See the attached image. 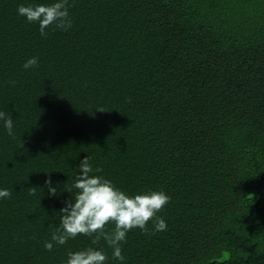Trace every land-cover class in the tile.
Masks as SVG:
<instances>
[{
  "label": "trees",
  "instance_id": "1",
  "mask_svg": "<svg viewBox=\"0 0 264 264\" xmlns=\"http://www.w3.org/2000/svg\"><path fill=\"white\" fill-rule=\"evenodd\" d=\"M0 0V264H264V0H66L40 35ZM31 57L37 64L25 69ZM129 195L164 191L123 260L51 240L80 160ZM46 177L56 194L49 195ZM111 230L113 225L105 226Z\"/></svg>",
  "mask_w": 264,
  "mask_h": 264
},
{
  "label": "clouds",
  "instance_id": "2",
  "mask_svg": "<svg viewBox=\"0 0 264 264\" xmlns=\"http://www.w3.org/2000/svg\"><path fill=\"white\" fill-rule=\"evenodd\" d=\"M17 15L26 21L35 23L41 36L50 25L67 30L71 21L68 20L66 0H53L52 3L20 4ZM37 58L31 57L23 64L28 69L37 64ZM3 128L9 136L13 135V120L0 112ZM77 174L73 188L78 191L63 202L59 209L60 223L52 234L51 240L44 243V248L51 250L53 242L63 245L66 240L77 235L92 237V244L103 239L112 249V257L122 261L121 243L127 232L132 228L143 230L146 223L155 217L153 231L166 228L164 220L156 217V213L166 205L170 197L164 191H145L129 195L117 188L113 182L94 173L89 157H83L77 165ZM53 181L46 177L44 184L48 186L49 195L56 194ZM7 189H0V198L9 197ZM112 229L106 230V225ZM107 257L99 247H87L78 251H69L64 264H106Z\"/></svg>",
  "mask_w": 264,
  "mask_h": 264
}]
</instances>
